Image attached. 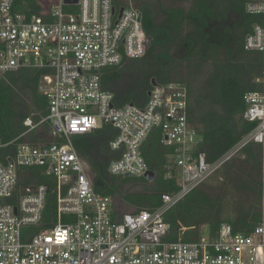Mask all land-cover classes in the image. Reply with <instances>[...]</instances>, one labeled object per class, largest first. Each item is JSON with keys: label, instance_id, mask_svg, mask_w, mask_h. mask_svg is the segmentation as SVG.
Instances as JSON below:
<instances>
[{"label": "built area", "instance_id": "built-area-1", "mask_svg": "<svg viewBox=\"0 0 264 264\" xmlns=\"http://www.w3.org/2000/svg\"><path fill=\"white\" fill-rule=\"evenodd\" d=\"M32 1L37 10L29 0H0V80L23 68L42 70L39 92L49 102L46 117L25 118L18 138L0 136V264H264V70L255 80L259 88L244 97V119L256 127L211 160L200 150L201 127L190 120L185 83L156 81L144 105L124 106L102 85L107 68L150 48L135 0ZM246 11L260 20L245 48L264 57V0L248 2ZM45 121L52 141H27ZM104 125L118 131L110 142L118 154L111 174L145 177L151 169L142 147L156 131L173 148L167 175L178 189L164 193L159 207L122 213L96 189L73 137ZM250 143L261 146L263 168L261 216L252 231L224 223L215 235L202 228L196 240L173 239L166 214ZM31 167L48 182L19 187L20 171ZM51 192L56 217L43 227Z\"/></svg>", "mask_w": 264, "mask_h": 264}, {"label": "trees", "instance_id": "trees-1", "mask_svg": "<svg viewBox=\"0 0 264 264\" xmlns=\"http://www.w3.org/2000/svg\"><path fill=\"white\" fill-rule=\"evenodd\" d=\"M29 1L37 10V5ZM135 1L144 14V27L153 38L152 44L145 56L107 68L103 87L113 92L116 106H124L144 105L153 80L185 83L190 93V120L201 127L200 150L209 159H216L257 125L244 119L245 94L259 88L255 80L264 70L262 53L245 48L247 35L260 20L246 11L247 3L253 0H191L189 6L178 0ZM42 74L39 69L23 68L0 80V136L5 141L24 132L26 117L39 121L48 115V98L39 92ZM49 133L50 124L45 121L26 140L51 142ZM117 133L112 125H104L73 137L77 152L91 167L96 189L133 206L134 212L159 207L164 193L178 189L176 179L167 175L173 148L164 145L160 131H156L142 147L155 178L114 175L109 166L118 154L111 150L110 142ZM220 172L221 180L215 185L202 183L166 214L173 239L196 240L203 225L215 235L224 223L232 225L235 232L248 234L259 222L261 146L250 143ZM45 182L48 177L40 168L20 171L19 187ZM227 203L231 204V214L226 211ZM44 217L43 227L56 217L52 192ZM182 227L187 229L183 231Z\"/></svg>", "mask_w": 264, "mask_h": 264}, {"label": "rangeland", "instance_id": "rangeland-1", "mask_svg": "<svg viewBox=\"0 0 264 264\" xmlns=\"http://www.w3.org/2000/svg\"><path fill=\"white\" fill-rule=\"evenodd\" d=\"M176 0H170V2H174ZM179 2H183V4L185 6H189L190 4V1L191 0H178ZM44 130V128L42 129ZM27 139V138H26ZM221 172L219 171L217 174H215L209 181L208 183L211 184V185H215L218 181L221 180ZM117 202V206H118V209L122 212V213H126V212H134L135 211V208L133 206H130V205H127L125 203H122V202H119L118 200H116ZM226 211L228 214H231V211H232V207H231V204L230 203H227L226 205ZM203 228V232L206 233L208 231V227L206 225H203L201 226V229Z\"/></svg>", "mask_w": 264, "mask_h": 264}, {"label": "water", "instance_id": "water-1", "mask_svg": "<svg viewBox=\"0 0 264 264\" xmlns=\"http://www.w3.org/2000/svg\"><path fill=\"white\" fill-rule=\"evenodd\" d=\"M67 2H77V0H66ZM152 40H153V38H152V36H149V38H148V46L150 47L151 46V44H152ZM152 83H156V80H153L152 81ZM155 172L153 171V170H149L147 173H146V175H145V177L147 178V179H149V180H153L154 178H155Z\"/></svg>", "mask_w": 264, "mask_h": 264}]
</instances>
